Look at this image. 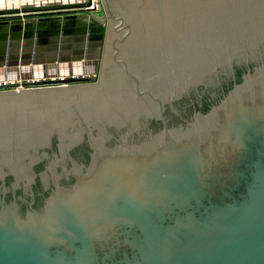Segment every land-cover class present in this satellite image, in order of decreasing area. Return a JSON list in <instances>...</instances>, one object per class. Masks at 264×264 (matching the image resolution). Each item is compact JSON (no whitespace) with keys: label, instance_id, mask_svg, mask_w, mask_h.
<instances>
[{"label":"water","instance_id":"water-1","mask_svg":"<svg viewBox=\"0 0 264 264\" xmlns=\"http://www.w3.org/2000/svg\"><path fill=\"white\" fill-rule=\"evenodd\" d=\"M99 2L0 9V264H264V0Z\"/></svg>","mask_w":264,"mask_h":264},{"label":"bare ground","instance_id":"bare-ground-1","mask_svg":"<svg viewBox=\"0 0 264 264\" xmlns=\"http://www.w3.org/2000/svg\"><path fill=\"white\" fill-rule=\"evenodd\" d=\"M17 1L19 2V7L17 6L15 8H21L23 6L30 7V5L28 4L29 3L28 0H17ZM80 1L82 2L83 0H80ZM35 2L36 3L31 4V6H47V5H50L51 3H54V2L57 3L58 0H49L48 2L46 0H35ZM81 2H76V1L74 2L73 0H67L66 2H63V3L58 2V3H60V4H75V3H81ZM6 8H14V6L11 5L10 2H8ZM66 72L68 73V68H67Z\"/></svg>","mask_w":264,"mask_h":264},{"label":"crops","instance_id":"crops-1","mask_svg":"<svg viewBox=\"0 0 264 264\" xmlns=\"http://www.w3.org/2000/svg\"><path fill=\"white\" fill-rule=\"evenodd\" d=\"M67 0H58V2L60 3H63V2H66ZM75 2V0H73ZM10 2L11 5L15 7H19V2L17 0H12V1H9V0H0V9H5L6 6H7V3ZM28 4L31 6V4H34L36 3L35 1L33 0H28ZM48 2V1H47Z\"/></svg>","mask_w":264,"mask_h":264},{"label":"built area","instance_id":"built-area-1","mask_svg":"<svg viewBox=\"0 0 264 264\" xmlns=\"http://www.w3.org/2000/svg\"><path fill=\"white\" fill-rule=\"evenodd\" d=\"M81 3H87V5L86 7L78 9V10L97 11L100 8L99 0H90V1L83 0Z\"/></svg>","mask_w":264,"mask_h":264},{"label":"flooded vegetation","instance_id":"flooded-vegetation-1","mask_svg":"<svg viewBox=\"0 0 264 264\" xmlns=\"http://www.w3.org/2000/svg\"><path fill=\"white\" fill-rule=\"evenodd\" d=\"M77 10V9H76ZM60 13H69V11H62V12H60ZM71 13V12H70ZM43 15H50V13H43ZM47 63V62H46ZM84 61L82 60V70H83V68H85V66H84ZM29 66V68L30 69H28V72H33L34 71V69H32L33 67H34V65H33V67H32V65H28ZM47 71V69L44 67L43 68V70H42V72L43 73H45Z\"/></svg>","mask_w":264,"mask_h":264},{"label":"rangeland","instance_id":"rangeland-1","mask_svg":"<svg viewBox=\"0 0 264 264\" xmlns=\"http://www.w3.org/2000/svg\"><path fill=\"white\" fill-rule=\"evenodd\" d=\"M9 1H12V0H9ZM35 1V0H33ZM46 1H49V0H46ZM76 2H81L80 0H75ZM86 1H90V0H86Z\"/></svg>","mask_w":264,"mask_h":264}]
</instances>
